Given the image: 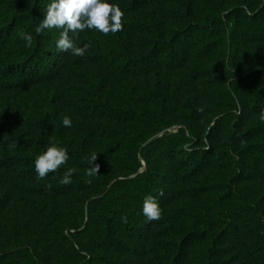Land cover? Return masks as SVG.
Instances as JSON below:
<instances>
[{
	"label": "trees",
	"instance_id": "1",
	"mask_svg": "<svg viewBox=\"0 0 264 264\" xmlns=\"http://www.w3.org/2000/svg\"><path fill=\"white\" fill-rule=\"evenodd\" d=\"M49 2L0 0V264H264V0H108L83 57L36 35Z\"/></svg>",
	"mask_w": 264,
	"mask_h": 264
},
{
	"label": "clouds",
	"instance_id": "2",
	"mask_svg": "<svg viewBox=\"0 0 264 264\" xmlns=\"http://www.w3.org/2000/svg\"><path fill=\"white\" fill-rule=\"evenodd\" d=\"M123 17L124 12L120 9L119 5L109 3L108 0H50L43 19L35 27V33L39 36L45 30L58 29L60 30V35L56 41L57 50L60 52H70L77 57H83L90 45L77 46L73 36L85 30H96L104 35L109 33L115 34L123 30ZM70 33L73 36H70ZM20 35L27 42V46H31L33 41L32 35L23 32ZM259 121L264 123V109H261L259 113ZM62 125L71 128L72 121L70 117L65 116L62 120ZM178 127L183 126L178 125ZM185 134L191 136L190 132H186ZM9 147L14 149L16 145H10ZM96 159L97 154L93 152L89 157L92 166L86 170V175L89 177L98 175L99 165L93 166ZM68 160L67 148L55 145L47 147L35 159L37 178L43 179L49 173H55L61 166L66 165ZM75 172V168H68L59 179V183L62 185L72 184V177ZM141 211L149 222L161 219L162 209L154 196L149 195L145 197ZM121 220L127 222V217L122 216Z\"/></svg>",
	"mask_w": 264,
	"mask_h": 264
}]
</instances>
